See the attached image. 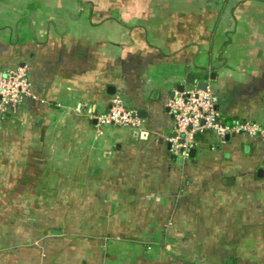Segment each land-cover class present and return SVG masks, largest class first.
<instances>
[{"label": "crops", "instance_id": "1", "mask_svg": "<svg viewBox=\"0 0 264 264\" xmlns=\"http://www.w3.org/2000/svg\"><path fill=\"white\" fill-rule=\"evenodd\" d=\"M18 67L0 264H264L261 140L167 141L173 93L206 77L226 120H264V0H0V70ZM115 94L139 130L99 132Z\"/></svg>", "mask_w": 264, "mask_h": 264}, {"label": "built area", "instance_id": "2", "mask_svg": "<svg viewBox=\"0 0 264 264\" xmlns=\"http://www.w3.org/2000/svg\"><path fill=\"white\" fill-rule=\"evenodd\" d=\"M32 84L24 67L0 70V117L17 112L28 96H33ZM168 107L173 114L172 134L167 137L175 155L189 156L204 137L213 133L220 142L226 136L243 135L259 139L264 149V120L224 119L218 107L217 92L209 84L206 90L192 86L175 90ZM99 132L105 126H131L139 130L143 120L121 94L113 95L109 108L96 116Z\"/></svg>", "mask_w": 264, "mask_h": 264}, {"label": "water", "instance_id": "3", "mask_svg": "<svg viewBox=\"0 0 264 264\" xmlns=\"http://www.w3.org/2000/svg\"><path fill=\"white\" fill-rule=\"evenodd\" d=\"M208 79H209V78L206 77L204 80H201V81L199 82V84H198L199 88L206 90L207 87H208ZM196 81H197V75H195V74H193V73H189L188 76H187L186 82H187L188 84H195ZM184 88H185V84H179V85H178V89H179L180 91L184 90ZM114 91H115V90H114ZM112 92H113V91H112ZM141 112H143V111L140 110L139 113L141 114ZM229 137H230L229 135L226 136V139H228ZM170 147H171V144H170V142H168V148L170 149ZM196 152H197V149H196V148H193V149L190 151V156H192V157L195 156Z\"/></svg>", "mask_w": 264, "mask_h": 264}, {"label": "trees", "instance_id": "4", "mask_svg": "<svg viewBox=\"0 0 264 264\" xmlns=\"http://www.w3.org/2000/svg\"><path fill=\"white\" fill-rule=\"evenodd\" d=\"M224 119H225V117H224Z\"/></svg>", "mask_w": 264, "mask_h": 264}]
</instances>
